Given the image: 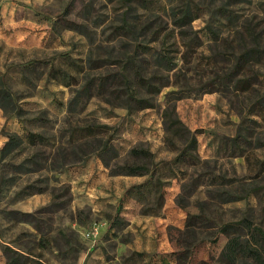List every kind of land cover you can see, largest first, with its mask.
<instances>
[{
  "label": "rangeland",
  "instance_id": "rangeland-1",
  "mask_svg": "<svg viewBox=\"0 0 264 264\" xmlns=\"http://www.w3.org/2000/svg\"><path fill=\"white\" fill-rule=\"evenodd\" d=\"M181 1L0 0V85L22 109L15 115L0 108V146L6 134L25 137L31 130L48 137L49 145L39 147L42 157L60 159L59 147L66 146L70 158L56 170L8 171L16 181L0 191V264L6 246L28 255L25 264H224L218 256L226 236L212 242L215 228L201 226L189 237L186 212H202L220 225L249 208V216L264 221V163L257 169L264 119L251 112L264 95V0H191L197 17L183 38L170 14ZM162 48L175 62L171 69L155 61ZM248 49L251 55L236 65ZM137 75L168 83L151 93ZM240 77L247 78L242 88L235 85ZM171 105L197 130L202 162L196 166L172 162L179 150L165 143L162 121ZM86 125L97 128V139L111 137L120 160L143 144L152 153L149 172L111 175L89 151L93 137L69 147ZM238 131L246 157L223 143ZM83 149L87 153L75 161ZM158 175L164 182L160 207ZM33 180L45 189L16 197L19 186ZM223 188L247 196L223 203L216 193ZM10 209L34 212L36 219L9 218ZM94 226L92 240L84 233Z\"/></svg>",
  "mask_w": 264,
  "mask_h": 264
},
{
  "label": "trees",
  "instance_id": "trees-1",
  "mask_svg": "<svg viewBox=\"0 0 264 264\" xmlns=\"http://www.w3.org/2000/svg\"><path fill=\"white\" fill-rule=\"evenodd\" d=\"M191 0H182L178 4L171 6L170 14L172 17V23L175 28L179 29L181 37L187 36L189 32L186 30V25L190 23L191 20L197 16L192 13ZM129 29L131 28L128 25ZM198 37L195 34L190 38L191 40ZM190 40V41H191ZM160 43H163L161 40ZM146 51L149 48H145ZM162 50V51H161ZM157 50L154 57L158 65L166 67L165 69H171L174 66L172 56L165 53V48ZM252 49L244 50L237 56L236 65H239L243 60L251 55ZM59 71H63L58 68ZM139 73V72H137ZM65 74V72H64ZM57 73L54 77L57 78ZM70 77V75H68ZM137 78L142 81L151 93H158L160 88L167 85V81H163L155 85V76L151 78H144L137 75ZM151 80V81H150ZM247 78L240 77L235 81V85L242 88L245 85ZM65 85H71L72 81H62ZM85 91V89H83ZM79 92V91H78ZM138 102H143L140 106L151 107L152 102H146L145 100L137 99ZM0 108L4 112L13 113L19 115L22 109L14 98L13 92L5 85H0ZM251 112L258 115L260 118L264 119V95L259 96L251 104ZM162 121L164 129V141L167 145L177 148L179 151L173 158L172 162L179 167L185 166H196L202 162L198 154V142H197V130H190L188 126L181 120L178 116L174 106H168L162 111ZM108 127V126H104ZM75 137H71L68 141L69 147L74 146L76 142L89 143L88 141L93 137L95 145L91 146L90 152H96L99 159L102 161L103 165L108 168L111 175H134L141 176L149 172L152 165V153L143 144H135L131 146L127 152V157L123 160L118 159V152L111 142V137L108 135H103L101 138H96L98 136L97 128L94 126H83L80 131L76 130L74 132ZM74 134H72L73 136ZM6 141L0 146V191L4 188L8 189L11 187L15 181L16 176L14 174H27L40 169L49 168L50 170H56L58 167L62 166L67 159L68 148L66 146L59 147L61 150L58 151L57 156L62 154V158L54 157L50 154L48 156L42 157L44 154L39 151L40 146L49 145L48 137L34 131H27L25 137L19 135L16 132L6 134ZM245 140V136L241 132H237L234 136H225L223 141L225 147H231L237 149L238 152L235 155H246L245 149L242 148L240 141ZM250 143V142H248ZM86 149V148H85ZM71 150V149H70ZM26 153L17 160L18 155ZM65 153V154H64ZM73 153V152H71ZM86 150L75 154V161L80 160L81 156L86 154ZM246 157V156H245ZM49 164L48 159H50ZM41 160H44L43 164ZM74 160V159H73ZM264 158L259 162L257 167L258 172L263 171ZM14 174L8 177L9 172ZM223 183V178L217 176ZM192 179V178H191ZM194 184H196L194 182ZM20 189L16 192V197H23L31 195L34 193L42 192L45 186L39 184V180L29 182L23 186H19ZM164 187V182L161 178L156 176L155 178V197L157 207L162 205L163 194L162 190ZM257 186H253L251 190H257ZM217 196L220 201L227 203L230 201H236L245 198L247 195L230 191L229 189L218 190ZM182 205V204H181ZM248 210L244 213L238 220L226 221L220 225L215 224L212 218H209L202 212L191 213L187 211L185 230L184 234L190 236H196V229L201 226L214 227L212 242H216L219 234H224L226 236L225 244L223 245L218 259L224 264H236L237 261H246L251 264H264V221H258L252 218V215H248ZM9 218L17 220H34L35 213L29 211H21L18 209H10L7 211ZM148 213H151L150 211ZM211 223V224H210ZM35 226V225H34ZM36 227V226H35ZM181 242V241H180ZM188 242H184L182 245L188 246ZM3 254L6 258L5 264H25V261L30 257L25 255L11 246H6L3 249Z\"/></svg>",
  "mask_w": 264,
  "mask_h": 264
},
{
  "label": "built area",
  "instance_id": "built-area-1",
  "mask_svg": "<svg viewBox=\"0 0 264 264\" xmlns=\"http://www.w3.org/2000/svg\"><path fill=\"white\" fill-rule=\"evenodd\" d=\"M85 236H87L88 238L92 239V240H95L98 236V231H97V227H92L90 228L89 230H87L85 233H84Z\"/></svg>",
  "mask_w": 264,
  "mask_h": 264
}]
</instances>
